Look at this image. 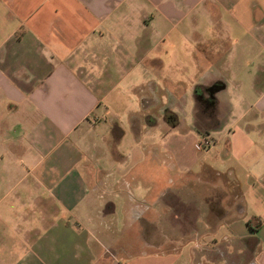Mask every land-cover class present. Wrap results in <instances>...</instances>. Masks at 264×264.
Returning <instances> with one entry per match:
<instances>
[{
  "label": "crops",
  "instance_id": "0c3cea01",
  "mask_svg": "<svg viewBox=\"0 0 264 264\" xmlns=\"http://www.w3.org/2000/svg\"><path fill=\"white\" fill-rule=\"evenodd\" d=\"M126 94L137 143L143 129L160 140L116 178L99 159L126 160ZM197 106L218 134L205 153ZM224 225L199 264H264V0H0V264H171L183 238ZM129 236L146 249L126 253Z\"/></svg>",
  "mask_w": 264,
  "mask_h": 264
},
{
  "label": "rangeland",
  "instance_id": "374dc122",
  "mask_svg": "<svg viewBox=\"0 0 264 264\" xmlns=\"http://www.w3.org/2000/svg\"><path fill=\"white\" fill-rule=\"evenodd\" d=\"M197 22H198V33L201 34L202 38L205 39L207 38V30L205 27V22L203 19L200 18V15L198 14L197 16ZM187 33V31H186ZM176 38H179V35H175ZM184 42V40H182ZM181 40H177L176 44L177 47L176 49H183V46L181 45L183 42ZM186 44H192L194 43V37L191 35L188 38L186 37ZM181 52H179L180 54ZM123 98V103L124 106L118 104L115 107V112L117 113V116L119 117L120 120V128L121 131H123V134L121 136L122 140H121V144L118 148L119 153H121L123 156H125L126 160L124 162H116L112 159V157L110 158V156H105V157H101L100 160V164L102 166V168L104 169H112L115 172V177L118 178L119 176H121L122 174H127L130 169L137 164L139 161L142 160V143L146 144V143H151L154 142L156 140V142H158L160 139H155V133H148L146 134L145 130L143 129L142 133H141V137H142V141L141 143H137V141L135 140L132 131H131V126H130V121L128 119V110L127 107L129 106V108H133L134 110H137L138 112H140V103H139V98L137 97L135 99L134 96L130 95V94H126V95H121ZM182 96V94H181ZM167 97L168 95L166 94H161V98L162 101L164 102V104L167 103ZM186 103L185 105H179L175 107V111L179 112L183 118H186L187 122L191 120L192 117V108L194 105L193 102V98L191 95V92H189L188 94H186ZM130 102V103H129ZM132 103V104H131ZM201 106H205L206 108H209L208 105H203L201 104ZM210 109V108H209ZM208 110V109H207ZM150 112L153 115H158L159 110L157 109H153L150 110ZM167 113L172 115V119L173 122H176V113L174 112H169L167 111ZM168 114V115H169ZM168 122H170V117H168V119H166ZM200 117H197V125L196 129L198 130L197 132L199 134H201L199 137V140L197 141L196 145H199L202 153H205L208 148H206V142H209V146H212L214 143L213 137L217 136L218 134H215V132H212L209 136L208 135H203L202 134V129L200 126ZM108 126V124L106 125V127ZM214 149V148H212ZM213 155V154H212ZM211 155V156H212ZM212 160L214 161V157L212 156ZM206 162V161H204ZM202 163V160L199 161L198 164ZM133 187V186H132ZM131 187V188H132ZM133 193H135L137 195V197H141V195L144 194V190L141 186H139L138 188H133ZM112 200L117 204L116 205V216H115V224H116V229L117 231H120V228L122 227L123 224V219L124 216L122 214V210H121V206L122 203L120 201L119 198H116L114 193L112 195ZM170 200H174V202L179 203L182 200H175L173 197H170ZM244 224L245 222L242 221ZM223 236H230L231 237V233L227 231L226 226H222L221 228H219L217 230V232L212 236V235H208V236H204V237H198L197 239H188V238H183L181 240V243L178 246V257H177V261L171 264H199L200 260V248L201 246H210V247H214V240L216 239L217 241H221L222 238L224 241L228 242L229 238H225ZM118 245H121L123 247H125V249L127 250L126 253L128 254H133L136 252H139L141 249L145 250L147 246H145L142 243H139L136 241V239L134 240V237H128L125 238V240L123 238H119L118 240ZM127 244V245H125ZM222 256L225 260H226V256L229 262H226L224 259V263L223 264H236L234 263L235 261H233V259L235 258L234 254H230V255H226L223 253H219L216 251H213L212 253H209L207 255H204L203 257V261L201 264H215L216 261H218L219 257ZM247 256L243 257L241 256V260H245L244 258H246ZM207 258V261H205ZM205 261V262H204Z\"/></svg>",
  "mask_w": 264,
  "mask_h": 264
},
{
  "label": "trees",
  "instance_id": "16d2710c",
  "mask_svg": "<svg viewBox=\"0 0 264 264\" xmlns=\"http://www.w3.org/2000/svg\"><path fill=\"white\" fill-rule=\"evenodd\" d=\"M196 92H198L199 90L197 89V90H195ZM196 116L197 117H200V108L197 106L196 107ZM204 115H202L201 117H203ZM164 117H165V119H168V113L167 112H165V114H164ZM170 123L171 124H174V122L173 121H170ZM247 224H249L248 222H247Z\"/></svg>",
  "mask_w": 264,
  "mask_h": 264
},
{
  "label": "built area",
  "instance_id": "2783aa9c",
  "mask_svg": "<svg viewBox=\"0 0 264 264\" xmlns=\"http://www.w3.org/2000/svg\"><path fill=\"white\" fill-rule=\"evenodd\" d=\"M205 144H206V147L209 146V142H206ZM196 148H197V149H201L199 145H196Z\"/></svg>",
  "mask_w": 264,
  "mask_h": 264
},
{
  "label": "flooded vegetation",
  "instance_id": "af4514ba",
  "mask_svg": "<svg viewBox=\"0 0 264 264\" xmlns=\"http://www.w3.org/2000/svg\"><path fill=\"white\" fill-rule=\"evenodd\" d=\"M168 116H169L170 118H172V115H171V114H169Z\"/></svg>",
  "mask_w": 264,
  "mask_h": 264
}]
</instances>
